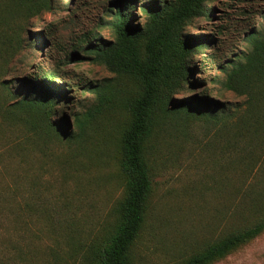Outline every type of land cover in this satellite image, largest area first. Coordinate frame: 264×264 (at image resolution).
<instances>
[{
	"label": "rangeland",
	"instance_id": "obj_1",
	"mask_svg": "<svg viewBox=\"0 0 264 264\" xmlns=\"http://www.w3.org/2000/svg\"><path fill=\"white\" fill-rule=\"evenodd\" d=\"M53 1L59 7L51 12L0 22V264H81L111 228L123 192L117 142L129 119L124 100L139 84L86 56L78 60L73 48L98 30L110 0ZM205 8L184 28L186 38L206 42L192 56V84L171 98L208 105L156 109L146 150L153 191L131 264H174L264 214V139L249 137L252 169L224 167V143L246 98L225 87L218 68L230 67L248 33L264 28V0H212ZM133 19L142 24L146 16L136 7ZM99 34L112 37L105 28ZM43 72L69 89L62 104L32 100L42 95L30 87L32 74ZM99 85L109 99L88 118ZM211 264H264V231Z\"/></svg>",
	"mask_w": 264,
	"mask_h": 264
},
{
	"label": "trees",
	"instance_id": "obj_2",
	"mask_svg": "<svg viewBox=\"0 0 264 264\" xmlns=\"http://www.w3.org/2000/svg\"><path fill=\"white\" fill-rule=\"evenodd\" d=\"M208 1L212 0H110L98 30L82 35L73 46L81 50L82 56L76 54L75 57L78 60L86 56L114 73L131 75L139 84L138 92L124 100L129 119L117 142L123 192L113 207L114 221L100 241L89 248L81 264L132 263L133 249L143 232L153 191L146 150L156 125V109L168 103L173 110L197 112L202 104L208 105L206 98L178 101L171 98L183 84H192L188 79L191 59L206 42L186 38L184 28L194 26L192 20L205 15ZM58 7V1L53 0H0V22L40 16ZM136 7L146 16L142 24L134 22ZM101 28L108 29L112 37L102 38ZM245 39V50L235 60L228 61L226 65L230 67H218L224 72L225 87L246 98L245 114L237 118L230 128L229 142L224 143V149L227 144L230 146L227 167H224L235 171L252 169L254 159L249 137L255 135L257 139H264V28L252 29ZM210 63L217 65L213 58ZM32 78L30 87L42 94L32 99L35 102L54 104L69 92L54 73H33ZM94 95L98 104L87 111L88 118H92L93 113L98 114L109 99L101 85ZM62 103L63 100L58 104ZM79 123L81 127L83 121ZM52 129L66 134V126L56 124ZM257 216L255 221L233 228L174 264H211L223 258L264 231V214Z\"/></svg>",
	"mask_w": 264,
	"mask_h": 264
}]
</instances>
